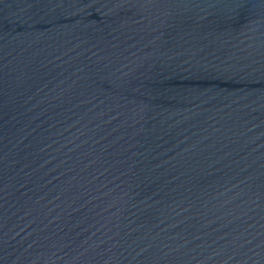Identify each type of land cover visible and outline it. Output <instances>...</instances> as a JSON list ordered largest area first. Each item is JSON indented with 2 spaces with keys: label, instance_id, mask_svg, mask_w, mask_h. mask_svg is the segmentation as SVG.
Masks as SVG:
<instances>
[{
  "label": "water",
  "instance_id": "95a60500",
  "mask_svg": "<svg viewBox=\"0 0 264 264\" xmlns=\"http://www.w3.org/2000/svg\"><path fill=\"white\" fill-rule=\"evenodd\" d=\"M0 264H264V0H0Z\"/></svg>",
  "mask_w": 264,
  "mask_h": 264
}]
</instances>
